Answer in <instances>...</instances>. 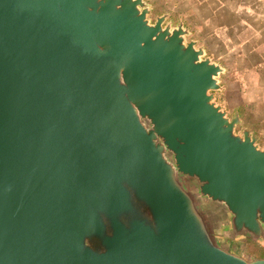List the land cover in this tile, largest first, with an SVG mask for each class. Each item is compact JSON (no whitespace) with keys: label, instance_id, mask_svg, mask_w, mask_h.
<instances>
[{"label":"water","instance_id":"obj_1","mask_svg":"<svg viewBox=\"0 0 264 264\" xmlns=\"http://www.w3.org/2000/svg\"><path fill=\"white\" fill-rule=\"evenodd\" d=\"M147 0H0V264H264V147L226 68Z\"/></svg>","mask_w":264,"mask_h":264},{"label":"rangeland","instance_id":"obj_2","mask_svg":"<svg viewBox=\"0 0 264 264\" xmlns=\"http://www.w3.org/2000/svg\"><path fill=\"white\" fill-rule=\"evenodd\" d=\"M149 2L154 5L153 20L157 14L171 11L173 5V0H149ZM174 19L175 22L179 19L177 13ZM196 24L198 25V20ZM197 30H200L199 27ZM200 35L192 36L199 38ZM253 37V34H248L244 42L231 44L235 50L234 60H227L230 51L219 52L220 58L225 62L228 61L229 64L227 71L221 76L222 88L216 91L215 95L217 102L230 112V116L240 111L242 123L238 125V131H242L244 127L250 128L264 147V42H253ZM212 48L219 49L220 44L213 41ZM205 200L206 207L203 208L211 215L216 233L223 232L222 238L221 236L219 238L221 244L249 259L264 255V244L256 242L247 235H237L233 232L231 214L225 206L211 202L206 197Z\"/></svg>","mask_w":264,"mask_h":264},{"label":"crops","instance_id":"obj_3","mask_svg":"<svg viewBox=\"0 0 264 264\" xmlns=\"http://www.w3.org/2000/svg\"><path fill=\"white\" fill-rule=\"evenodd\" d=\"M147 1L154 11V5ZM171 6V11H163L156 16L168 13V21H173L174 25L184 21L190 30L189 39H197L207 55L224 66L226 71L229 62L223 61L219 52L230 51L227 60H234L235 50L231 44L244 42L248 34L254 35L253 42H264V0H173ZM176 13L179 18L177 22L174 19ZM193 34L201 35L198 38ZM213 41L220 44V50L212 48ZM236 112L240 114V111Z\"/></svg>","mask_w":264,"mask_h":264},{"label":"flooded vegetation","instance_id":"obj_4","mask_svg":"<svg viewBox=\"0 0 264 264\" xmlns=\"http://www.w3.org/2000/svg\"><path fill=\"white\" fill-rule=\"evenodd\" d=\"M183 187L185 188V189H187V190H191V191H193V192H195V193H199L200 192V186H199V184L196 182V180H194L193 178H188V179H185L184 180V183H183ZM199 195V198H200V202H201V204H202V206H204V207H206V204H205V202L204 201H206L205 200V197H203V196H201L200 194H198ZM230 216V215H229ZM217 235L219 236V238H220V236L221 235H223V232L221 231V234H219V232L217 231ZM221 238H222V236H221ZM256 242H259V243H261V244H264V236H261V238L259 239V240H255ZM264 256V255H263ZM262 256V257H263Z\"/></svg>","mask_w":264,"mask_h":264}]
</instances>
